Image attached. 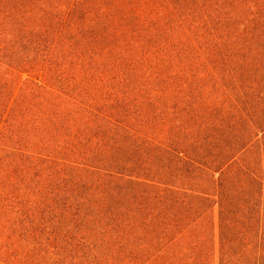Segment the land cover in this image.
<instances>
[{
	"label": "trees",
	"instance_id": "obj_1",
	"mask_svg": "<svg viewBox=\"0 0 264 264\" xmlns=\"http://www.w3.org/2000/svg\"><path fill=\"white\" fill-rule=\"evenodd\" d=\"M0 264H264V0H0Z\"/></svg>",
	"mask_w": 264,
	"mask_h": 264
}]
</instances>
